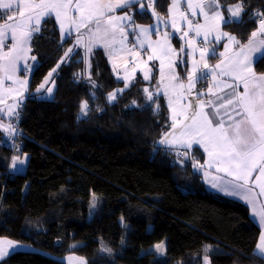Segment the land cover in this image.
<instances>
[{
    "label": "trees",
    "instance_id": "1",
    "mask_svg": "<svg viewBox=\"0 0 264 264\" xmlns=\"http://www.w3.org/2000/svg\"><path fill=\"white\" fill-rule=\"evenodd\" d=\"M220 1L243 3V19L226 24L225 31L247 42L258 25V17H249L264 10V0ZM171 2L155 0L144 11L133 7V20L150 24L156 14L167 15ZM71 45L61 44L52 17L32 39L39 64L20 120L25 172L10 171L16 152L0 137V237L51 255L17 252L0 264H66L59 257L68 253L84 255L89 264H202L205 255L212 264H264L253 254L261 229L249 207L208 190L193 168L204 162L202 151L159 143L172 121L165 96L149 100L144 92L154 82L138 78L125 87L101 49L89 73L80 52L60 63ZM183 52L178 69L186 80L189 53ZM54 68V96L41 98L37 89ZM255 70L264 73V57ZM93 195L99 203L89 217ZM163 241L166 255L150 250ZM103 242L112 252L101 251ZM206 245L212 246L208 252Z\"/></svg>",
    "mask_w": 264,
    "mask_h": 264
},
{
    "label": "snow or ice",
    "instance_id": "2",
    "mask_svg": "<svg viewBox=\"0 0 264 264\" xmlns=\"http://www.w3.org/2000/svg\"><path fill=\"white\" fill-rule=\"evenodd\" d=\"M137 0H118L117 3H103L101 0H0V10L5 13L11 11L15 6L18 9V17L8 15L3 25H0V45H3L8 35H11L13 45L11 49L4 53L0 57V72L4 75L0 78V84L3 80H10L14 84H19L22 87L27 86L26 80L14 79V74L19 70V61L23 58L21 53L30 51L25 48V45L31 40L33 33L40 32L41 19L55 16V20L59 23L62 38L64 35L70 36L72 27L75 28L77 33H80L82 27H86L89 23L95 21L96 31L92 32L89 29V40L86 44L88 52L92 50V44H101L105 49L109 45L104 42V36H106L111 30L113 35L115 31L119 30L123 32V28H118V21L131 19V17L125 15L120 17L109 16L104 23L103 33L104 36H99L101 32V21L105 17L106 13H111L116 8H124ZM149 8L152 4L148 5ZM180 0H172V7L169 8V12L173 9L179 11ZM187 8L191 11V14L195 16L197 10L200 15L204 16L205 23L203 25L193 22L188 19V16L184 12H179L180 19L186 21L189 26V31H193L197 36L201 34V30H204L205 36L209 33L216 31L219 23L228 24L233 20H240L241 14L246 12L243 3H237L227 8V12L230 14L225 17L219 10V0H187ZM209 11H206L205 9ZM215 9V11H211ZM75 10L79 13L78 18H74L69 13ZM140 11H144V6L141 5ZM155 15V12H153ZM259 17V27L253 31L249 37L248 44L241 45L240 51L235 54V58L229 59L227 62L222 61L221 64H217L215 68L209 69L206 63L200 66V63L193 61L192 71L189 72V91L195 86L197 79L207 80L209 72L213 74V80L217 84L222 83L217 81L215 77L216 69H220V75H234V79L238 81L235 84H225L224 86L232 89L227 93L229 97L224 103L213 104L210 100L208 102L212 107V112L203 111L205 104L203 101H199L197 107L199 111H194L190 116L185 115V109L183 106L179 112L173 110L171 117V131L165 132L162 139L159 141L161 144L175 145L181 144L186 148H192L194 144L203 148L207 153L208 159L201 164L199 161L193 164L194 169L215 168L217 173H223L224 176L229 177L225 179L224 176H214L212 178V187L223 192L229 196H239L247 203L253 206L254 217H259L258 223L262 229L258 237V242L253 254L264 259V205L257 207L256 195H253L255 188H259L258 195L264 196V74L257 75L252 71V58L248 55L249 52H257L264 55V40L259 41L258 47H253L254 41L258 35H264V12H255L249 17ZM9 21H14L9 23ZM65 21L70 25L69 28H65ZM173 27H175V20L173 19ZM149 28H141V33H148ZM179 31V29H177ZM187 36V33H184ZM221 35L227 36L230 41H235L234 36H230L228 33H222ZM168 34L165 33V41H167ZM220 37H217L219 39ZM139 39V37H137ZM83 41L82 35H77L76 44L79 45ZM146 41H140L139 46L144 47ZM123 43V41H121ZM239 43V41H237ZM148 46L152 47L150 41ZM189 43V47H191ZM227 49V46H225ZM72 50L69 49V52ZM173 49L161 48L160 55H157L156 50H153V54L149 55L148 60L160 59L161 66V81L163 83L164 73V61L162 56L168 55ZM183 51V48H181ZM214 49L212 54H214ZM68 53H65L67 56ZM111 58V53H109ZM205 51L201 50V61H203ZM224 56L225 53H220ZM35 60V57H32ZM227 64V67H222V64ZM171 66V65H170ZM27 70V66L25 69ZM53 72L56 71L54 68ZM151 68L145 66L144 79H149V73ZM199 71V76L196 75ZM135 72V68H133ZM51 75V73H49ZM125 81L129 77L124 78ZM48 78H45L47 82ZM243 85V91L237 92L236 89ZM44 84L40 85L43 88ZM125 87H128L127 82ZM181 87H183L181 85ZM5 91L11 92L14 89H5ZM39 91V89H37ZM48 93L52 92V89H47ZM117 91H123L118 89ZM144 92L148 94L149 100L153 99V95L147 88ZM209 93L212 89L209 88ZM203 93H198L202 95ZM109 100L116 98L115 93H109ZM217 100H223V96H217ZM2 102V101H0ZM135 103V101L133 102ZM159 107V105H157ZM169 107H172L171 101H169ZM191 107V105H189ZM88 108L87 101L82 102L81 112H86ZM221 109H224L223 114ZM11 111V108L9 109ZM183 117V119H178ZM227 117V119H225ZM188 153H185L187 155ZM13 167H16L15 160ZM22 163V162H21ZM258 172L255 179H252L253 173ZM205 175H209L205 171ZM95 198V197H94ZM16 245L11 240H0V259L9 255L8 249L15 250ZM211 245H206L204 251L208 252L211 249ZM157 251H164L163 242L156 244ZM105 251H111L110 249H104ZM71 257L69 260L71 261ZM204 264H210L207 255L204 256ZM81 264H85L81 261Z\"/></svg>",
    "mask_w": 264,
    "mask_h": 264
},
{
    "label": "crops",
    "instance_id": "3",
    "mask_svg": "<svg viewBox=\"0 0 264 264\" xmlns=\"http://www.w3.org/2000/svg\"><path fill=\"white\" fill-rule=\"evenodd\" d=\"M36 2H39V0H36ZM75 2L76 0H73V3ZM101 2L114 4V3H117L118 0H101ZM193 2H195V0H193ZM154 3H155V0H137V2H133L132 4L124 8H116L111 13H106L105 17L101 21V32L98 34L99 36H104L103 27H104L105 21L107 20L109 16L115 18V17L127 15L131 17V19H126L123 21L116 22L118 28H123V32L117 30L115 31V34L113 35L112 31L110 30L109 33L106 36H104V42H106L109 45L107 49H105V47L103 46V43L101 44L93 43L91 46L92 47L91 52L87 51L86 44L89 40V35H90L89 29H91L92 32L96 31L97 26H96L95 21L89 23L86 27H82L80 29V33H77L75 28L72 27L71 35L70 36L64 35L62 38V33L60 31L59 23L55 20V16L53 15L52 18L56 22L59 37L61 39V44H63L66 40L72 41V46L70 47L72 51L69 52L68 50L67 52L68 55L65 56L61 60L60 63H63L64 61H68L69 58L73 56V54H75L76 52H80L82 54L84 63L86 64L85 72L89 73V70L91 67V58L96 50L101 49L108 56L111 62V65L114 69V72L116 74V77L120 81H123L124 83L127 82L128 86L138 78L144 79L145 66L147 68H151L152 71L149 73L150 78L147 80L145 79L144 80L147 83L154 82L151 88H150V85H147L146 87V88H150V90L152 91L151 93L153 95V98L158 95L165 96L168 106H169V101H171L172 107H169L171 117L173 115V110L179 112L182 106L186 110L185 115L190 116L194 111L200 110L197 106L189 107L187 100L185 98L186 94L194 91L195 89H191L189 91V88L185 87L184 91L180 90L178 93L172 94L166 91L163 87L164 84H167L168 86H172V87H177V86L181 87L182 81H185V80H180V73L178 69L179 64L182 62L184 52L181 51V49H179L176 46L175 40L179 41L182 44L183 50L184 48H186L189 53V69H190L189 72L192 71L193 61L200 63L201 67L203 66L204 63H206L209 69H211V68H215L217 64H221L222 61L227 62L229 59L235 58V54L240 51L241 45L246 46L248 44V41L243 43L240 41V38L236 34L226 32L225 31L226 24L224 23H219L217 30L209 33L207 36H205L203 29L201 30V34L199 36H197L195 32L189 31L188 23L180 19L179 12L186 13L188 16V19L193 22V25H195L196 23L203 25L205 23V18L204 16L200 15L199 10H197V14L193 16L191 14V11H189L187 8V0H180L179 11H177L176 9H173L172 12H169V8L172 7V2H171L168 8L167 15L162 17L156 14L155 20L150 24H140V23H136L133 20V17H132L133 10H131V8L135 7L140 10L141 5H143L144 9H146V8H149L148 7L149 4H152V7H153ZM219 3H220L219 10L224 14L225 17H228L230 15L227 12V8L232 5L237 4L235 3V4L224 6L220 0H219ZM205 10L209 11L207 8ZM211 11H215V9H212ZM260 12H264V10ZM8 15L13 16L14 18L18 17L19 15L18 9L14 6L11 11H7L6 13L3 10H0V25H3L5 23L6 17ZM69 15H71L74 18H78L79 13L75 12V10H72L69 13ZM243 17H244V13L241 14L240 20H233V22H239L243 19ZM49 18L50 17L41 19L40 32L42 30V26ZM173 19L175 20V27H173ZM12 22L14 21H9V23H12ZM69 27L70 25L67 23V21H65V28L67 29ZM258 27H259V17H258L257 28ZM141 28H149L148 33L142 34ZM177 29H179V31H177ZM39 33H33L31 40L27 43V45H25V48L30 49V51L21 53L23 58L19 61V70L16 71L14 74V79L26 80L27 86L22 87L19 84H14L10 80H3V83L0 84V101H2L0 102V105H3L9 101H12L18 97H21L25 92H27V98L30 95L31 77L37 65L39 64L37 59L35 60L32 59V57H35L32 52V39L35 35ZM165 33L168 34L167 41H165ZM184 33H187V36H185ZM222 33H228L230 36H234L236 38L235 41H230L227 36L221 35ZM77 35L83 36V41L79 45L76 44ZM137 37H139V39H137ZM217 37H220V38L217 39ZM260 40H264V35H258L256 37L253 47H258ZM121 41H123V43H121ZM140 41H146L143 48L139 46ZM148 41L151 42L152 47L148 46ZM237 41H239V43H237ZM13 43L14 42L11 39V35L9 34L8 37L5 39L4 44L0 45V57H2L4 53L8 52L11 49ZM189 43H191L192 45L191 47H189ZM225 46H227V49ZM161 48H164V49L170 48L174 50V51L169 52L168 55L162 56V59L164 61V73H163L164 79H163L162 84L160 83L161 81V72H160L161 61L160 59L148 60L149 55L153 54L154 49L156 50L157 55H160ZM213 49L215 50L214 54H212ZM201 50L205 51L203 61H201ZM109 53H111V58H110ZM220 53H225V55L221 56ZM248 55L252 58V65H251L252 71H254L257 75L264 74V73H257L255 70L256 63L261 58H263L264 55H262L261 53H257V52H249ZM214 56H216V59H211V57H214ZM25 66H27V70H24ZM222 67L226 68L227 64L226 63L222 64ZM133 68H135V72H133ZM56 72H57V68L55 72L52 71L51 75H48L47 82L44 81L43 83L44 87L39 88V91H37L36 93L40 95L45 94L47 92V89H49L53 83L55 84L54 77H55ZM219 73H220V69H216V73H215L216 80L221 81L222 83L217 84L216 82H214L213 74L209 72L208 79L207 80L197 79L195 82V87H194V88H198L199 90H202L204 88L205 92L207 93L206 96H209V99L212 101L213 104L224 103L229 98L227 96V93L232 91V89L225 87L224 86L225 84L231 85V84L238 83V81L234 79L235 74H233L232 76H229V75L221 76ZM3 75L4 73L0 72V78H2ZM196 75L199 76V71H197ZM126 76L129 77L127 81H125L124 79ZM166 80H168V83H166ZM9 88L14 89V91H11V92L5 91V89H9ZM209 88L212 89L211 93L208 92ZM236 91L242 92L243 85L240 84V86L236 89ZM217 96H223L224 99L217 100L216 99ZM210 100H208L207 98V101H204L205 107L203 109V111L208 112L209 114H211L212 112V107L211 105L208 104ZM23 104H21L20 106H22ZM223 112H224V109H221L222 114ZM178 119H183V117H178ZM225 119H227V117H225ZM0 121L3 123V128L7 129L9 132L11 129L10 120H7L5 119L3 115H0ZM3 139L6 140V137ZM164 145L170 148H173V149L189 150V151H192L195 148H199L204 154L203 155L204 161L208 159L207 153L204 152L202 147L196 144H194L192 148H186L185 146L181 144H175V145L164 144ZM199 171L202 175V179L208 190L215 192V193H219L221 195L238 200L246 204L250 209V214L252 216V219L260 227L258 223L259 217H254L253 206L251 204L247 203L244 199H242L239 196L225 195L223 192L212 187V183H211L212 178L214 176H224L223 173H217L215 171V168L209 169L207 168V166H205L204 169H199ZM205 171H207L209 175L206 176ZM257 174L258 172L253 173V176H252L253 180L255 179ZM224 178L229 179V177L227 176H224ZM258 193H259V188H255L253 195H256L257 207H259L260 205H264V196H260L258 195ZM208 258H209L210 264H212L210 257ZM202 264H204V259L202 260Z\"/></svg>",
    "mask_w": 264,
    "mask_h": 264
},
{
    "label": "rangeland",
    "instance_id": "4",
    "mask_svg": "<svg viewBox=\"0 0 264 264\" xmlns=\"http://www.w3.org/2000/svg\"><path fill=\"white\" fill-rule=\"evenodd\" d=\"M166 83H168V80H166ZM181 84H182L183 87H178V86L177 87H172V86H168L167 84H164L163 87L169 93L176 94L180 90L184 91L185 87L189 88V81L188 80L182 81ZM194 87L192 88V89H195L194 91H192V92H190V93L185 95V98L187 100L188 106L189 105L197 106L199 101H203V102L207 101V98H208V100H210L209 96H206L207 93L205 92L204 88L202 90H199L198 88H194ZM50 88L52 89V92L50 94L47 91L45 94L40 95V97L41 98H46V99H52L53 96H54L55 84L53 83ZM147 89H148L149 92H152L150 90V88H147ZM113 93H115L116 98L114 100H110L111 102H114L117 99V91H115ZM198 93H203V94L202 95H198ZM26 98H27V92H25L21 97H18V98L14 99L12 101H9V102H7V103H5L3 105H0V115H3L5 117V119L10 120V126H11V129L8 132L7 129L3 128V123L0 121V137H2V138L6 137V140H7L6 142H7V144H9V146H11L10 145V139L12 138V136H14V134H15V132L17 130L18 116L21 113V110H20L21 106L20 105L23 104L26 101ZM10 108H11V111H9ZM21 132H22V129H21ZM14 150L16 152V155L14 157V158H16V160H15L16 167H13V163H14V160H13L12 167H11L10 171H12L14 173L25 172L26 169H27V165H28V158H27V156H22L18 152L17 148H14ZM98 203H99V197L97 195H93L92 206H91V211H90V216L89 217H92L95 214V211H96V208L98 206ZM0 240H11L16 245H18L15 248V250L8 249L9 255L4 256L2 259H0V262L5 260V259H7L12 254L17 253V252H43L45 254L51 255L50 252H47V251L42 250L40 248H37L33 244L27 243L25 241L14 240V239H10V238H7V237H0ZM163 244H164V251L163 252L157 251V249L155 248V245L153 247H151L150 250L157 252L159 255H166V249H167L166 241H163ZM104 249H110V248L107 247L106 243L103 242L102 243V247H101V251L103 253L112 252L111 249H110L111 251H105ZM70 257L72 258L71 261L69 260ZM59 259L64 261L66 264H81V261H84L85 264H89L88 259L84 255L77 254V253H68L65 256L59 257ZM109 264H115V263H109Z\"/></svg>",
    "mask_w": 264,
    "mask_h": 264
},
{
    "label": "built area",
    "instance_id": "5",
    "mask_svg": "<svg viewBox=\"0 0 264 264\" xmlns=\"http://www.w3.org/2000/svg\"><path fill=\"white\" fill-rule=\"evenodd\" d=\"M21 113L18 116V121H17V130L14 134V136H12V138L10 139V145L13 148H17L19 151V146H20V134H21V127H20V120H21V115L23 113V105L21 106Z\"/></svg>",
    "mask_w": 264,
    "mask_h": 264
}]
</instances>
